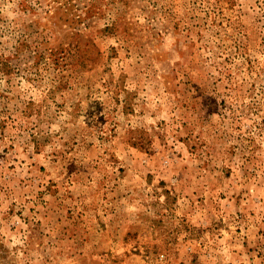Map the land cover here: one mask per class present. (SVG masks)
I'll list each match as a JSON object with an SVG mask.
<instances>
[{
	"label": "rangeland",
	"instance_id": "1",
	"mask_svg": "<svg viewBox=\"0 0 264 264\" xmlns=\"http://www.w3.org/2000/svg\"><path fill=\"white\" fill-rule=\"evenodd\" d=\"M0 264H264V0H0Z\"/></svg>",
	"mask_w": 264,
	"mask_h": 264
}]
</instances>
